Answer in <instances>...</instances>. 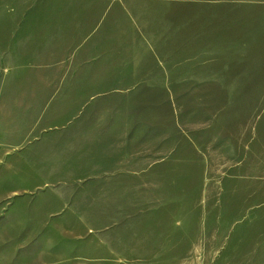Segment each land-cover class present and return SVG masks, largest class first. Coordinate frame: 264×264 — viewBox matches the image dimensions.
<instances>
[{
  "label": "rangeland",
  "instance_id": "rangeland-1",
  "mask_svg": "<svg viewBox=\"0 0 264 264\" xmlns=\"http://www.w3.org/2000/svg\"><path fill=\"white\" fill-rule=\"evenodd\" d=\"M119 2L153 58L264 83L261 1ZM32 86L0 73V264H264V90Z\"/></svg>",
  "mask_w": 264,
  "mask_h": 264
},
{
  "label": "crops",
  "instance_id": "crops-1",
  "mask_svg": "<svg viewBox=\"0 0 264 264\" xmlns=\"http://www.w3.org/2000/svg\"><path fill=\"white\" fill-rule=\"evenodd\" d=\"M127 4L1 0L0 73L30 75L31 89L47 91L264 90L259 75L227 70L185 74L179 63L153 58V42L167 41L166 24L153 28L155 21L143 14L145 3ZM120 10L130 15L120 17Z\"/></svg>",
  "mask_w": 264,
  "mask_h": 264
}]
</instances>
